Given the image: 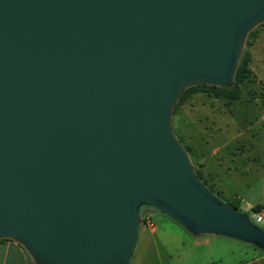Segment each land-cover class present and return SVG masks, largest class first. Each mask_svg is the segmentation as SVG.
<instances>
[{
    "label": "water",
    "instance_id": "obj_1",
    "mask_svg": "<svg viewBox=\"0 0 264 264\" xmlns=\"http://www.w3.org/2000/svg\"><path fill=\"white\" fill-rule=\"evenodd\" d=\"M263 21L264 0H0V239L35 264H129L147 205L264 251L171 128Z\"/></svg>",
    "mask_w": 264,
    "mask_h": 264
},
{
    "label": "crops",
    "instance_id": "obj_2",
    "mask_svg": "<svg viewBox=\"0 0 264 264\" xmlns=\"http://www.w3.org/2000/svg\"><path fill=\"white\" fill-rule=\"evenodd\" d=\"M262 23V22H261ZM260 30H264L260 29ZM258 31L250 44L248 68L250 81L245 86L239 85V96L235 100H215V134L205 135L209 116H202L196 111L194 123L181 130L184 145L190 157L192 167L201 179L216 194L224 199H236L240 207L251 210L258 207L255 214H262L264 219V85L259 76L264 62L258 63L255 47ZM262 40V39H261ZM244 93V95H242ZM247 93V94H246ZM243 99L249 104H261L259 112L249 118H241L236 123L231 112L234 102ZM212 112V111H211ZM208 117V118H207ZM208 140L215 141L209 150ZM154 230V229H152ZM201 243L210 249L215 264H264V251L253 244L236 239L211 234L201 239ZM0 264H34L25 249L10 239H0Z\"/></svg>",
    "mask_w": 264,
    "mask_h": 264
},
{
    "label": "rangeland",
    "instance_id": "obj_3",
    "mask_svg": "<svg viewBox=\"0 0 264 264\" xmlns=\"http://www.w3.org/2000/svg\"><path fill=\"white\" fill-rule=\"evenodd\" d=\"M264 21L253 27V34H250L245 41H243L240 52H248L250 55V44L258 31V42L255 51L258 53V63L264 62ZM262 39V40H261ZM261 71L259 82L264 85V67L259 69ZM255 79L250 81V72L242 81L245 86L253 83ZM209 92L194 91L189 92L178 100L171 115V128L174 137L180 140V145L183 147L188 160L190 157L184 147V137L180 134L181 130L187 129L186 125H190L196 121V111L204 107L205 110L198 111L200 119L202 116H209L205 124V135L210 136L215 134V100L230 101L224 97H214ZM247 94V93H246ZM244 95V93H242ZM235 100V99H234ZM231 106L232 116L238 123L241 118H249L256 115L261 109V104H249L243 99H238ZM212 111V112H211ZM208 118V117H207ZM204 119V118H203ZM202 121L204 122V120ZM215 146V141L208 140V148L211 150ZM202 182V181H201ZM205 183V182H204ZM203 185L220 201L228 204L227 199L217 195L215 191L206 183ZM245 214L249 221L258 226L264 231V219L262 221H255L256 214L251 210H247L241 206L238 210ZM139 224L137 229V237L135 246L129 258V264H215V260L209 262L212 258L210 249L201 243V239L211 234L199 233L193 234L181 223L171 216L161 212L160 210L142 205L138 209ZM145 219L149 220L154 225V230L147 227ZM32 260V259H31ZM33 261V260H32ZM34 263V262H33ZM35 264V263H34Z\"/></svg>",
    "mask_w": 264,
    "mask_h": 264
},
{
    "label": "trees",
    "instance_id": "obj_4",
    "mask_svg": "<svg viewBox=\"0 0 264 264\" xmlns=\"http://www.w3.org/2000/svg\"><path fill=\"white\" fill-rule=\"evenodd\" d=\"M253 34V29H250L244 38L245 39L250 35ZM250 60V55L248 52H240L233 75H232V80L229 84L223 85V86H216V85H192L189 87H186L179 95L177 98L173 109L175 108L178 100H180L183 96H185L189 92H194V91H202V92H209L211 93L210 95H213L214 97H224L227 100H234L237 99L239 96V85L242 83V81L247 77L249 68H248V63ZM172 109V110H173ZM173 112V111H172ZM180 142V140H178ZM181 143V142H180ZM185 149L187 150V147L184 145ZM193 171L196 175V177L204 183V181L201 179L199 176L198 172L193 168ZM205 184V183H204ZM218 195V194H217ZM228 204L232 205L233 208L236 210H239L240 204L239 201L236 199H229L227 200ZM252 212L258 211L257 208L251 209Z\"/></svg>",
    "mask_w": 264,
    "mask_h": 264
},
{
    "label": "built area",
    "instance_id": "obj_5",
    "mask_svg": "<svg viewBox=\"0 0 264 264\" xmlns=\"http://www.w3.org/2000/svg\"><path fill=\"white\" fill-rule=\"evenodd\" d=\"M262 218V214L257 213L256 217H255V221H260ZM145 224L147 225V227L154 229V225L147 219H145Z\"/></svg>",
    "mask_w": 264,
    "mask_h": 264
}]
</instances>
